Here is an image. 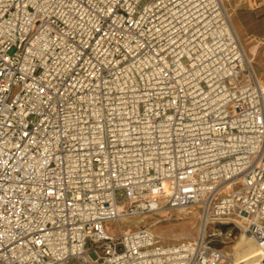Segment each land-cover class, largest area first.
Masks as SVG:
<instances>
[{
  "label": "built area",
  "instance_id": "built-area-1",
  "mask_svg": "<svg viewBox=\"0 0 264 264\" xmlns=\"http://www.w3.org/2000/svg\"><path fill=\"white\" fill-rule=\"evenodd\" d=\"M227 2L0 0V264H240L214 243L264 245V81ZM186 207L192 240L104 229Z\"/></svg>",
  "mask_w": 264,
  "mask_h": 264
},
{
  "label": "rangeland",
  "instance_id": "rangeland-1",
  "mask_svg": "<svg viewBox=\"0 0 264 264\" xmlns=\"http://www.w3.org/2000/svg\"><path fill=\"white\" fill-rule=\"evenodd\" d=\"M227 5L232 26L253 64L257 76L264 80V0H230ZM193 210H191L193 213L186 217H183L176 210H171L167 213L168 217L162 220L156 219L158 216H162L160 213L137 216L127 220L121 218L116 222L105 224L104 229L108 235L117 236L120 232L129 229L135 230L139 227H146L162 243L192 240L197 233L198 221L196 210ZM155 219L156 222L151 224ZM240 234L239 230H235L230 241L225 244L216 242L214 245L228 253L232 258L233 249L234 246L238 245Z\"/></svg>",
  "mask_w": 264,
  "mask_h": 264
},
{
  "label": "bare ground",
  "instance_id": "bare-ground-1",
  "mask_svg": "<svg viewBox=\"0 0 264 264\" xmlns=\"http://www.w3.org/2000/svg\"><path fill=\"white\" fill-rule=\"evenodd\" d=\"M229 1L230 0H228V3L227 4H229ZM227 10H228V8H227ZM193 209L196 210L193 207H186V208L176 209V211H178L183 217H186L190 213L191 214L193 213V212H191V210H193ZM168 211H171V210H169V209H164L163 210L162 209V210L158 211L157 213H160L162 216H158V218H156V219H158V220L161 219L162 220V219L168 217V214H167ZM196 213H197V211H196ZM127 219L128 218H126V217L125 218H122V220H127ZM156 219L153 220L151 222V224H153L154 222H156ZM240 222L243 225L245 224V222H244L243 219ZM196 235H197V233H196ZM262 250L264 251V245L261 246V247H258L251 239H249L247 236H245L244 234L241 233L240 236H239L238 245L234 246L232 258H233V260L236 263H240V264H251V263H253L254 261H256L258 259V256H259V254L261 253ZM225 254L229 255L226 252H225Z\"/></svg>",
  "mask_w": 264,
  "mask_h": 264
}]
</instances>
